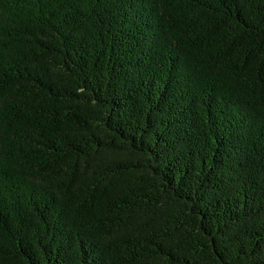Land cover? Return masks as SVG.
Listing matches in <instances>:
<instances>
[{"label": "trees", "instance_id": "16d2710c", "mask_svg": "<svg viewBox=\"0 0 264 264\" xmlns=\"http://www.w3.org/2000/svg\"><path fill=\"white\" fill-rule=\"evenodd\" d=\"M0 264H264V0H0Z\"/></svg>", "mask_w": 264, "mask_h": 264}]
</instances>
